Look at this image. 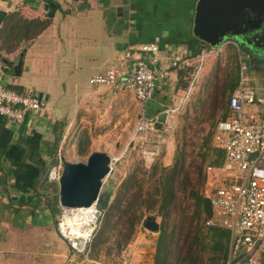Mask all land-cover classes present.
Instances as JSON below:
<instances>
[{
	"label": "crops",
	"instance_id": "obj_1",
	"mask_svg": "<svg viewBox=\"0 0 264 264\" xmlns=\"http://www.w3.org/2000/svg\"><path fill=\"white\" fill-rule=\"evenodd\" d=\"M196 2L122 0L118 5L114 0H0V29L9 14L46 22L38 34L13 49H4L0 43V65L9 75L5 83L22 93L36 92L43 103L46 100L43 111L24 125L0 115V264H48L47 257L42 258L44 253L34 252L33 246L41 239L37 226L43 221L36 213L40 207H36L46 201L48 169L59 157H65L61 151L67 138L74 141V146L82 142L79 124L87 111L93 112L98 100L124 96L112 95L106 85L89 84L90 76L118 63L129 46L151 41L159 45L156 55L144 54L152 65L168 63L163 56L167 47L188 57L191 63L197 62L202 53L208 56L228 43L237 48L232 41L207 48L193 35ZM129 3L133 8L127 7ZM153 56L160 57L159 63L152 61ZM19 60L21 70L17 75L13 67ZM259 74L264 75L262 71ZM177 75L179 70H171L161 79V91L156 86L153 97L145 103L146 114L162 118V111L157 109L166 98L165 85ZM252 106V113L264 116V111ZM79 149L87 154L100 150H86L82 145ZM53 256L58 261L72 255L67 249Z\"/></svg>",
	"mask_w": 264,
	"mask_h": 264
},
{
	"label": "rangeland",
	"instance_id": "obj_2",
	"mask_svg": "<svg viewBox=\"0 0 264 264\" xmlns=\"http://www.w3.org/2000/svg\"><path fill=\"white\" fill-rule=\"evenodd\" d=\"M114 1L118 5L122 4V0ZM129 6L133 8L134 5L129 3L127 7ZM129 14L132 15V12ZM206 47L218 46L206 45ZM242 62L245 63V67L241 66ZM238 64L240 67H237ZM116 65L118 63H112V66ZM199 66L198 73L194 75L193 70ZM0 71L4 73L7 81L9 75L1 65ZM260 71L264 73V65L254 64L247 53L241 48H236L233 43H228L219 50L214 49L203 60L198 58L190 69L182 73V82L178 81L177 75L170 78L165 85L166 98L164 97L160 108L157 109L162 111L163 122L160 131L153 134L135 135V126L141 109L131 92H128V95L126 92H119L124 94L122 98L108 96V101L98 100L93 112L87 111V116L85 115L84 120L79 124L82 142L74 146V141L67 138L61 153L70 161L84 158L87 153L79 152V147L82 145L86 150L100 149L110 154L111 170L102 181L100 197L106 198L107 211L112 208L109 209L112 211V216L108 222H105L108 219L105 211L91 242L83 251H72L71 259L68 260L64 257L55 260L53 253L66 252L68 247L59 237L55 227L61 211L58 182L45 181L46 201L43 206L36 207H40V212L38 209L36 213L41 214L40 222L43 221L37 226L41 239L33 245L34 252H43L44 256L39 257H47L48 264H154L160 223L163 218L155 209L146 210L142 200L147 199V193L154 191V180L159 175V172L157 173L159 166H171L181 158L184 168L190 171L193 181L197 180V185L199 184V188L203 191L205 183L201 185L202 180L201 176L197 175V167L201 166L204 175V166L218 158L213 149L212 134L216 122L228 112L226 98L232 92L228 91V85L235 80L236 84H239L243 79V83L256 86L257 95H261L264 92L262 79L264 75L260 76ZM162 84L161 79L156 81L158 91H161ZM60 87L63 89L62 84ZM44 104L46 106L45 99ZM252 107L264 111V106L259 103H255ZM166 109L172 110L169 111L170 116L164 114ZM90 126L91 130H89ZM145 136H147L144 139L145 144L157 141L160 147L157 157L149 164L143 162L139 152L140 142L137 140ZM153 169H156V173ZM130 175L135 176L137 183L124 191L120 188L121 183ZM188 188V182L183 181L177 189L181 205L187 209L186 215H190L193 210ZM119 189L124 191L122 202L120 207L119 205L114 207ZM138 191L141 192V197H134ZM147 216L155 217L159 223L157 231L146 229L143 221ZM166 221L167 233L175 228L170 244L171 252L168 253L166 264H178V253L184 236L182 222L187 219L181 221V216L172 213ZM202 256V264L223 263L221 254L213 253L210 245L205 246Z\"/></svg>",
	"mask_w": 264,
	"mask_h": 264
},
{
	"label": "built area",
	"instance_id": "obj_3",
	"mask_svg": "<svg viewBox=\"0 0 264 264\" xmlns=\"http://www.w3.org/2000/svg\"><path fill=\"white\" fill-rule=\"evenodd\" d=\"M159 52L158 41L129 46L118 59V65L89 77L91 85H106L113 94L132 92L141 111L135 126V135L160 131L162 118L148 115L145 103L156 89V81L166 78L171 70L190 69L191 59L167 47L163 56L166 65L153 56L152 65L144 55ZM207 53H202L203 60ZM245 67V63H241ZM199 67L193 70L198 73ZM228 95V114L219 119L213 129L214 146L222 151L221 164L204 166L205 187L203 194L211 206V215L205 221L210 227L225 228L230 233L228 256L225 264H264V116L257 117L249 109L255 103L264 106V92L243 83ZM264 91V87H263ZM45 105L35 93H22L5 83L0 71V115L17 124H26L30 117L43 111ZM166 109L164 114L171 115ZM163 115V114H162ZM136 137V136H135ZM139 137L140 156L145 164L152 163L160 147L158 142L146 143ZM112 159L110 162V167ZM63 170L61 157L51 165L47 180L59 182ZM103 208L94 201L89 206H61L57 218L58 235L72 251L81 252L91 242L103 216Z\"/></svg>",
	"mask_w": 264,
	"mask_h": 264
},
{
	"label": "trees",
	"instance_id": "obj_4",
	"mask_svg": "<svg viewBox=\"0 0 264 264\" xmlns=\"http://www.w3.org/2000/svg\"><path fill=\"white\" fill-rule=\"evenodd\" d=\"M45 26V21L39 19H26L15 14H9L4 25L0 29L1 47L7 50L13 49L16 45H19L21 41L33 38ZM237 67H240V65L238 64ZM183 72L185 71L179 70V82H182L181 76ZM236 85V80L231 82L230 85H228V91H233V87ZM227 114L228 112L224 114L222 118H225ZM213 149L217 153L218 158L212 160L211 163L220 164V161H222V153L216 147ZM183 165V160L180 158L171 166H159L157 171V173L159 172V175L154 180V191L147 193V199L142 200L145 203L144 207L146 210L155 209L163 218L160 223V232L157 241V251L154 257V264H166L169 255L168 253L171 252L170 244L173 239L172 234L174 233L173 230L175 228L167 233L166 219H168L172 213L176 216H181V221L187 219V221L182 222L184 236L182 243L180 244L181 249L178 253V264H202V252L205 250L206 245L211 246L213 253L221 254L223 259L222 264H225L228 256L230 233L225 228L205 225L206 219L211 215V206L205 198L203 191L199 188V184L197 185V180L193 181L190 171L186 170ZM153 170L156 173V169ZM197 175L201 176V185H203L205 183V174H202L201 166L197 167ZM183 181L188 182V195L192 200L193 210L190 215H186L187 209L185 206L181 205V201L177 195V189ZM135 183H137V179L134 175H130L122 181L120 188H123V190L126 191V189L132 187ZM124 191H120L119 189L114 207H117L118 205V207H120L122 202V192ZM134 197H141V192L138 191ZM99 205L104 209L103 216L106 211L108 219L105 220V222H108L112 216V211H110L112 208H109L110 210L108 209L107 211L105 197H101Z\"/></svg>",
	"mask_w": 264,
	"mask_h": 264
},
{
	"label": "water",
	"instance_id": "obj_5",
	"mask_svg": "<svg viewBox=\"0 0 264 264\" xmlns=\"http://www.w3.org/2000/svg\"><path fill=\"white\" fill-rule=\"evenodd\" d=\"M192 32L203 45L219 46L232 41L254 47L253 40L264 32V0H197ZM13 70L17 75L20 73L21 60ZM111 159L102 150H92L74 161L62 158L60 205L78 207L99 202L102 181L111 170ZM143 224L151 231L159 229L154 216L145 217ZM67 247L70 256L72 248L68 244Z\"/></svg>",
	"mask_w": 264,
	"mask_h": 264
},
{
	"label": "flooded vegetation",
	"instance_id": "obj_6",
	"mask_svg": "<svg viewBox=\"0 0 264 264\" xmlns=\"http://www.w3.org/2000/svg\"><path fill=\"white\" fill-rule=\"evenodd\" d=\"M253 46L251 47L247 44H240L238 43L237 47L241 48L244 52L247 53V56L251 58V60L254 62V64H257L258 66L264 65V32L260 36V38L253 40ZM262 63V64H260Z\"/></svg>",
	"mask_w": 264,
	"mask_h": 264
}]
</instances>
